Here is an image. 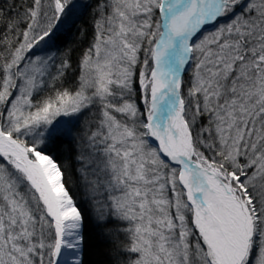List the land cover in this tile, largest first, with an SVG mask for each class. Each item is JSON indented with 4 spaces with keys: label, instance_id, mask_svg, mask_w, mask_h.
I'll return each instance as SVG.
<instances>
[{
    "label": "snow or ice",
    "instance_id": "snow-or-ice-1",
    "mask_svg": "<svg viewBox=\"0 0 264 264\" xmlns=\"http://www.w3.org/2000/svg\"><path fill=\"white\" fill-rule=\"evenodd\" d=\"M76 10L0 5V264H84V217L47 147L58 117L94 107L78 159L96 219L122 225L113 264H264V0L98 4L78 84L57 88L67 53H41Z\"/></svg>",
    "mask_w": 264,
    "mask_h": 264
},
{
    "label": "trees",
    "instance_id": "trees-1",
    "mask_svg": "<svg viewBox=\"0 0 264 264\" xmlns=\"http://www.w3.org/2000/svg\"><path fill=\"white\" fill-rule=\"evenodd\" d=\"M24 0H0L3 4H21ZM107 0H84L76 12L75 17L67 26L55 31L51 37L50 49L55 53V63L59 64L64 54L67 53V59L71 67L65 70V76L62 81H57L55 87H64L71 90L78 83L80 74V59L83 53L89 48L95 35V21L99 18L97 14V5L105 4ZM86 5L87 7H84ZM2 29V25H0ZM55 70V69H54ZM52 85L44 95H50ZM73 137L57 134L54 141L47 147V154L61 166L64 173L65 187L73 197L74 202L80 209L83 217V260L84 264H113L115 257V248L118 245L126 243L125 234L117 229L122 227L116 222H101L96 219L94 206L87 196L84 178L81 174L80 139L79 131L76 129ZM206 155L212 153L203 149ZM121 259H127L122 256Z\"/></svg>",
    "mask_w": 264,
    "mask_h": 264
},
{
    "label": "rangeland",
    "instance_id": "rangeland-1",
    "mask_svg": "<svg viewBox=\"0 0 264 264\" xmlns=\"http://www.w3.org/2000/svg\"><path fill=\"white\" fill-rule=\"evenodd\" d=\"M75 2L77 3V10H76V12H77L80 8V5L84 2V0H75ZM107 2H108V0H107ZM75 15H76V13H75ZM75 15H72L70 18H62V23L58 26V29H54V32L62 29L64 26H67L69 24V22L75 17ZM229 22H230V20L228 17L219 18L218 21L210 29L201 32L200 35L194 40V42H199V40L203 39V37L205 35H209L210 33L215 32L217 30V28H219L220 26H223L224 24L229 23ZM51 53H54V52L49 48L46 53H41V55H47V54H51ZM141 58H143L142 53H141ZM195 62H196L195 58L191 59L189 61V64H188L185 72L181 76V79H182L181 94L186 98V101H187V99H189L188 89L193 84ZM54 69L55 68L52 69L53 72H55ZM75 87H73L71 89H74ZM50 95H54V92L51 91ZM134 99L136 100L137 104L140 105L142 108L141 100L139 98V92H137V95L134 97ZM190 115H191V113H189V116ZM57 119L59 121H61V128H62V131L58 134H62V135L68 136V137H73V135H77L76 129H78L79 139H80V137L83 135V133L86 130H89V131L95 130V128L97 126V120H98V108L94 107L91 110H87V109L84 110V112L82 114H78V119L75 117H64V116L58 117ZM197 125L207 126L208 125V116L205 115L202 118H198L197 119ZM81 143H82V141L80 140V153H81ZM86 151H87V149H86ZM80 162H81V166H82L83 161L80 160ZM89 171L91 172V166L89 167ZM89 179H96V177L93 175H90ZM87 196H88L89 200H91V202L94 206V212L96 215V211H95L96 205L94 203L95 198H93L91 195H89L88 192H87Z\"/></svg>",
    "mask_w": 264,
    "mask_h": 264
},
{
    "label": "water",
    "instance_id": "water-1",
    "mask_svg": "<svg viewBox=\"0 0 264 264\" xmlns=\"http://www.w3.org/2000/svg\"><path fill=\"white\" fill-rule=\"evenodd\" d=\"M216 22H214L212 25H209V26H204L202 29H201V32H203V31H205V30H208V29H210L214 24H215ZM201 32H199L198 34H197V36L196 37H194V40L200 35V33ZM189 64V63H188ZM188 64L187 65H185V68H184V70L182 71V73H181V76H182V74L185 72V70H186V68H187V66H188Z\"/></svg>",
    "mask_w": 264,
    "mask_h": 264
},
{
    "label": "bare ground",
    "instance_id": "bare-ground-1",
    "mask_svg": "<svg viewBox=\"0 0 264 264\" xmlns=\"http://www.w3.org/2000/svg\"><path fill=\"white\" fill-rule=\"evenodd\" d=\"M214 22H210L208 24H206L205 26H209V25H212ZM141 104H142V101H141ZM153 143V145L155 146L156 144H158V142H155L154 140L151 141Z\"/></svg>",
    "mask_w": 264,
    "mask_h": 264
}]
</instances>
